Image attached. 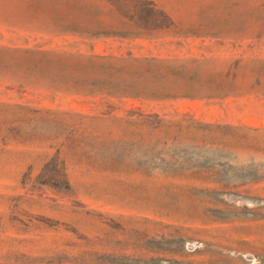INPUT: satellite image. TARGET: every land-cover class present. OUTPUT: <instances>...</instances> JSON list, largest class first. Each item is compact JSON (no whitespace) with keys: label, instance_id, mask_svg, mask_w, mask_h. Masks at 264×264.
<instances>
[{"label":"rangeland","instance_id":"rangeland-1","mask_svg":"<svg viewBox=\"0 0 264 264\" xmlns=\"http://www.w3.org/2000/svg\"><path fill=\"white\" fill-rule=\"evenodd\" d=\"M155 1L175 27L157 38L120 39L61 29L65 17L92 28L95 11L108 10L105 0H0V102L52 110L25 120L0 115V125L27 133L0 135V264H248L250 256L264 264V0ZM28 48L206 58L202 70L232 87L212 99L87 95L31 70ZM131 111L241 128L219 140L226 157L205 178L160 169L148 176L137 163L158 134L111 117L137 118ZM140 130L142 149L112 143L138 141L131 133ZM55 158L69 190L37 182Z\"/></svg>","mask_w":264,"mask_h":264},{"label":"trees","instance_id":"trees-1","mask_svg":"<svg viewBox=\"0 0 264 264\" xmlns=\"http://www.w3.org/2000/svg\"><path fill=\"white\" fill-rule=\"evenodd\" d=\"M108 10L97 9L92 19L93 27L80 22L62 18L61 29L64 32L84 33L90 37H114L120 39H152L172 30L176 22L170 13L155 0H105ZM105 15L106 17H102ZM21 50V49H19ZM31 54L33 71L49 72L55 87L75 91L87 95L99 93L114 98H134L151 101L176 100L181 98L212 99L222 98L232 87L216 73H205L202 64L211 59H179L159 55H137L106 53L94 51L52 49H25ZM243 60H236V67ZM6 112L20 115L18 120H25L31 112H52L42 107L34 109L20 103L0 102V115ZM111 113V112H110ZM127 118L111 114L115 120L127 121L130 124L146 127L149 134L157 133L155 143L149 142L143 157L137 163V169L151 176L153 170L160 169L166 176L205 178L204 172L220 164L226 157L222 140L226 136L236 135L241 128L232 123L206 121L194 116L168 118L158 112H130ZM84 117L102 119L100 116L80 114ZM248 127V126H246ZM4 138H26L23 127L11 124L9 127L0 125V135ZM141 137L138 141L112 142L122 146H145L143 130L132 132ZM161 135L165 137L162 140ZM173 144L169 145V140ZM108 144L107 142H103ZM161 146V147H160ZM160 147V148H159ZM118 149V148H117ZM139 151V150H138ZM111 156V167L121 165L119 155ZM165 154L170 157L165 158ZM116 156V157H115ZM59 161L53 159L45 166L37 177L40 184L50 185L59 189L69 190L71 184L67 176L61 172Z\"/></svg>","mask_w":264,"mask_h":264},{"label":"bare ground","instance_id":"bare-ground-1","mask_svg":"<svg viewBox=\"0 0 264 264\" xmlns=\"http://www.w3.org/2000/svg\"><path fill=\"white\" fill-rule=\"evenodd\" d=\"M249 258L250 259V262L248 264H259L257 261H256V258H254L253 256H250Z\"/></svg>","mask_w":264,"mask_h":264}]
</instances>
